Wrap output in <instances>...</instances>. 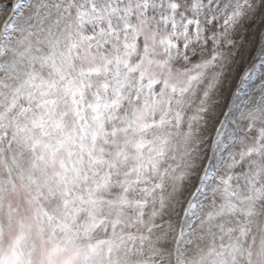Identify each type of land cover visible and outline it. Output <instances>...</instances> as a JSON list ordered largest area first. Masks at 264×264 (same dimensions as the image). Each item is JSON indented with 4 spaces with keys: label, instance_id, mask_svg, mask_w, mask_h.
I'll list each match as a JSON object with an SVG mask.
<instances>
[{
    "label": "snow or ice",
    "instance_id": "6c2138e0",
    "mask_svg": "<svg viewBox=\"0 0 264 264\" xmlns=\"http://www.w3.org/2000/svg\"><path fill=\"white\" fill-rule=\"evenodd\" d=\"M257 21L264 0H0V264H264Z\"/></svg>",
    "mask_w": 264,
    "mask_h": 264
},
{
    "label": "rangeland",
    "instance_id": "374dc122",
    "mask_svg": "<svg viewBox=\"0 0 264 264\" xmlns=\"http://www.w3.org/2000/svg\"><path fill=\"white\" fill-rule=\"evenodd\" d=\"M264 29V24L260 23L259 21L253 23L251 25L250 31L248 33L249 35V39L258 36L260 31ZM252 51L249 49L247 51H245L244 55L240 58V60H238V63H244L247 61V59H249L252 55Z\"/></svg>",
    "mask_w": 264,
    "mask_h": 264
}]
</instances>
